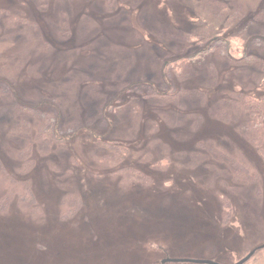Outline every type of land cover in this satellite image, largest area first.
I'll use <instances>...</instances> for the list:
<instances>
[{
  "label": "rangeland",
  "instance_id": "rangeland-1",
  "mask_svg": "<svg viewBox=\"0 0 264 264\" xmlns=\"http://www.w3.org/2000/svg\"><path fill=\"white\" fill-rule=\"evenodd\" d=\"M248 97L264 0H0V264H264Z\"/></svg>",
  "mask_w": 264,
  "mask_h": 264
},
{
  "label": "trees",
  "instance_id": "trees-1",
  "mask_svg": "<svg viewBox=\"0 0 264 264\" xmlns=\"http://www.w3.org/2000/svg\"><path fill=\"white\" fill-rule=\"evenodd\" d=\"M257 40H260L262 42V39H257ZM231 42H232V40L229 41V39H215V40H213V44L210 45V47H208L207 50H212L213 48L216 49V48H218V45H219L220 50H223L225 52H230L229 50L231 49V46H232ZM242 58L243 59H253V57L250 55H245ZM248 100H249L250 104L245 103L244 107H246L248 109L256 108V109H259L261 111H264V100L257 102L255 100V98H253V97H248ZM258 127H260V124Z\"/></svg>",
  "mask_w": 264,
  "mask_h": 264
},
{
  "label": "water",
  "instance_id": "water-1",
  "mask_svg": "<svg viewBox=\"0 0 264 264\" xmlns=\"http://www.w3.org/2000/svg\"><path fill=\"white\" fill-rule=\"evenodd\" d=\"M254 253H250L247 257L240 260L239 262L235 264H244L247 260L250 259L251 256H253ZM164 263L166 262H191V263H198V264H222L213 260L209 259H188V258H165Z\"/></svg>",
  "mask_w": 264,
  "mask_h": 264
}]
</instances>
